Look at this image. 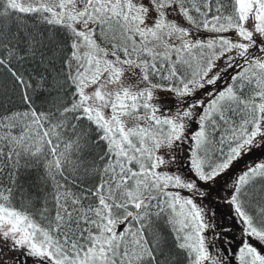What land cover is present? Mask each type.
<instances>
[{"label": "snow or ice", "instance_id": "1", "mask_svg": "<svg viewBox=\"0 0 264 264\" xmlns=\"http://www.w3.org/2000/svg\"><path fill=\"white\" fill-rule=\"evenodd\" d=\"M0 264H264V0H0Z\"/></svg>", "mask_w": 264, "mask_h": 264}, {"label": "flooded vegetation", "instance_id": "2", "mask_svg": "<svg viewBox=\"0 0 264 264\" xmlns=\"http://www.w3.org/2000/svg\"><path fill=\"white\" fill-rule=\"evenodd\" d=\"M225 209H226V208H225ZM225 209H224V211H225L224 213H225V215H227V210H228V209H226V210H225ZM229 219H231V217H229Z\"/></svg>", "mask_w": 264, "mask_h": 264}, {"label": "rangeland", "instance_id": "3", "mask_svg": "<svg viewBox=\"0 0 264 264\" xmlns=\"http://www.w3.org/2000/svg\"><path fill=\"white\" fill-rule=\"evenodd\" d=\"M228 218V222H231V219H229V217H227ZM23 259V258H22Z\"/></svg>", "mask_w": 264, "mask_h": 264}, {"label": "trees", "instance_id": "4", "mask_svg": "<svg viewBox=\"0 0 264 264\" xmlns=\"http://www.w3.org/2000/svg\"><path fill=\"white\" fill-rule=\"evenodd\" d=\"M225 210H226V209H225ZM227 211H228V210H227ZM223 212H225L224 209H223ZM227 219H228V218H227Z\"/></svg>", "mask_w": 264, "mask_h": 264}]
</instances>
